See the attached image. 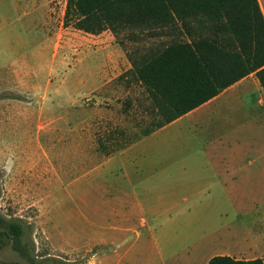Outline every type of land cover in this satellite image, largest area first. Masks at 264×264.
<instances>
[{
  "label": "crops",
  "instance_id": "obj_1",
  "mask_svg": "<svg viewBox=\"0 0 264 264\" xmlns=\"http://www.w3.org/2000/svg\"><path fill=\"white\" fill-rule=\"evenodd\" d=\"M259 2L264 15V0ZM47 4L48 0H0V138L27 137L36 131L44 161L38 172L43 185L53 179L62 183L71 175L69 183L61 185L78 195L85 179L86 202L91 208L81 212L88 237L84 250L92 252L86 264H106L114 255L118 264H158L144 260L143 250L159 249V243L160 250H167L168 227L159 226L157 220L190 213L191 209L179 204L181 193H190L194 204V199L208 202L192 206L194 215L214 216L237 210L238 201L253 199L264 187V163L254 167L249 158L264 153L263 119H257L260 130L254 128L258 111H264V88L256 73L141 140L103 156L95 145L93 119L88 115L90 95L128 71L131 62L106 31L78 30L83 35L73 41L75 49L63 56L60 40L55 43L52 38L55 32L46 18ZM28 42H33L28 52H14ZM48 49L52 60L40 67L36 60ZM195 129L214 144L205 148L183 145L184 135ZM147 140L150 146L142 147ZM14 154L7 146L5 166L11 183L17 185L24 178L19 177ZM95 155L100 159L97 164ZM111 179H116L115 192L107 194L103 188L94 196L100 180L105 184ZM203 193V198H197ZM34 204L44 222L51 197L44 194ZM228 236L220 252L208 256L204 264L217 255L264 258V229ZM194 260L176 255L172 264H196Z\"/></svg>",
  "mask_w": 264,
  "mask_h": 264
},
{
  "label": "trees",
  "instance_id": "obj_2",
  "mask_svg": "<svg viewBox=\"0 0 264 264\" xmlns=\"http://www.w3.org/2000/svg\"><path fill=\"white\" fill-rule=\"evenodd\" d=\"M65 24L91 34L110 30L132 65L119 79L139 84L150 101L152 119L128 142L112 135L98 139L103 156L175 121L251 73L264 88L259 0H68ZM24 235L22 221L0 210V248L12 240L14 249L26 255ZM209 264H264V258L217 255Z\"/></svg>",
  "mask_w": 264,
  "mask_h": 264
},
{
  "label": "rangeland",
  "instance_id": "obj_3",
  "mask_svg": "<svg viewBox=\"0 0 264 264\" xmlns=\"http://www.w3.org/2000/svg\"><path fill=\"white\" fill-rule=\"evenodd\" d=\"M67 3L68 0H48L46 12L47 20L54 26L53 41L56 43L60 40L63 56H70L71 49H75L73 41L83 35L72 24H65ZM11 16L17 17V14L12 12ZM106 34L116 38L110 30H106ZM32 44L33 42H28L20 48L15 47L14 52L16 53L21 49L28 52ZM49 50L45 56L36 60L40 67H47L50 64L52 59ZM15 59L18 58H12V60ZM29 60L34 62L31 58ZM40 76L43 77V75ZM10 95L15 96L11 92ZM90 96L92 99L90 100L91 106L88 115L93 119L95 145L99 144L98 139L100 137L106 140L109 135L115 136L114 139L116 140L119 138L122 142H128L134 136L135 131L141 127L144 128L152 119L149 109L150 101L139 84L132 83L129 85L125 79L121 80L117 77ZM95 102L98 103L95 104ZM127 102L130 104L127 105ZM257 119H263L262 130L264 135L263 110H259L258 115L254 118V128L260 130ZM204 135V133L200 134V130L195 129L184 135L183 145H191L195 148L212 146L214 144L213 139H208ZM262 138V145H264V136ZM253 141L255 146L258 145L257 135ZM172 143V145H176L175 142ZM141 145L142 147H149V140ZM7 146L14 149V156L18 158L19 177L24 178L22 183L17 185L11 183L5 166ZM38 146L36 131L27 137L16 135L12 138H0V210L6 217L19 218L22 221L25 228L23 247L26 249V255H23L14 249L12 240H9L0 248V264H86L92 252L84 250L88 237L85 220L81 217V212L91 208L86 202L85 179L79 186L83 191L78 195L74 193L71 187L63 188L61 185L68 184L71 175L65 177L62 183L53 179L50 180L49 185H43L38 172L44 161ZM249 158L253 160L254 167L264 163V153L262 155L255 153ZM99 161V156L95 155V164ZM28 170L32 172H28ZM30 175H32V179H29ZM39 182H41L40 185ZM116 186V179L108 180L105 184L100 180L97 190L94 191V196L102 193L103 188L107 194L113 193ZM261 189L263 190L261 191ZM44 194L51 197V209L50 212H47L43 222L39 217L38 207L34 203L41 199ZM189 195L190 193H181L178 197L182 208L191 209L190 213H187L189 216L180 214V216L172 219L159 217L157 220L159 226L168 227L170 241L167 244V250H160L162 243H159V249L148 247V249L143 250L145 252L143 254L144 260L152 259L156 260L158 264H172V259L178 255L184 259L190 256L195 259L196 264H204L208 256L220 252L225 243L224 240L229 237L230 233L242 237L254 229L259 231L264 229V187L256 192L253 199L238 201L237 210L230 213L229 211L215 213L214 216H209L206 213H200L199 216L194 215L192 206L202 203L208 204V202L194 199L196 200V204H194L193 197ZM200 195L197 198H203L205 193ZM90 196H88L89 199ZM185 197L189 199L184 200ZM55 198L57 203L54 201ZM97 199L98 197L94 199L95 205L98 202ZM89 204L91 205V203ZM106 264H118L117 257L114 255Z\"/></svg>",
  "mask_w": 264,
  "mask_h": 264
}]
</instances>
